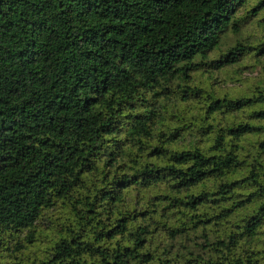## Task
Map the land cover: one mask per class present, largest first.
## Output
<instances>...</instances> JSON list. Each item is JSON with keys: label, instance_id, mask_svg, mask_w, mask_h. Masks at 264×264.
<instances>
[{"label": "trees", "instance_id": "obj_1", "mask_svg": "<svg viewBox=\"0 0 264 264\" xmlns=\"http://www.w3.org/2000/svg\"><path fill=\"white\" fill-rule=\"evenodd\" d=\"M263 12L0 0V264H264V77L236 98L200 80L264 63L242 38Z\"/></svg>", "mask_w": 264, "mask_h": 264}, {"label": "rangeland", "instance_id": "obj_2", "mask_svg": "<svg viewBox=\"0 0 264 264\" xmlns=\"http://www.w3.org/2000/svg\"><path fill=\"white\" fill-rule=\"evenodd\" d=\"M245 8L242 9L239 15L245 14ZM262 17H264V12L259 14V16L255 20H253L247 27H244L243 29L242 38L247 39L251 44H257V42L264 37V20H262V22L258 21V18ZM230 41L231 38L229 36L225 38L226 43H229ZM261 60L262 62H264V53H262L261 55ZM263 64L259 63L258 61H255V59H253L251 56H248L243 59L241 64H237L232 68L227 69V72H218L213 77L201 76L200 80H202L203 84L207 88H216L219 93L217 94V96H221L224 91H227L231 92L233 98H236L238 95H240L242 88H245V86L249 84H255L258 79L264 77ZM234 71H236V73H234ZM229 73L233 74L232 79H225L224 76L227 77V74ZM206 104L207 103L204 100L199 102L196 100H191L187 104L181 103V108H184V112L190 118L191 124L195 123L197 124L196 126L200 127L203 125L206 126L208 124V120L206 122H203L202 119L205 115H207L205 109V107H207ZM218 118L220 119V122H223L222 114L218 115ZM204 130H206V128ZM205 133L206 131L201 132L200 134V136L203 138L204 143L207 142L206 139L208 138V135H206ZM208 145L209 144H207L206 148L209 147ZM242 172L244 176H248L249 167H245ZM239 176L240 173L232 177L239 178ZM262 180H264V175H262ZM255 189L256 188L249 186L247 189H245L244 192L247 194L254 191ZM155 191L156 190H154V192ZM41 233L42 235L38 236L39 240L37 244L34 247H30L31 252L38 248H45L48 244H50V240L54 238V233L50 229H44L43 231H41ZM41 252L42 251H39V253Z\"/></svg>", "mask_w": 264, "mask_h": 264}]
</instances>
